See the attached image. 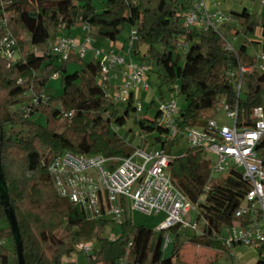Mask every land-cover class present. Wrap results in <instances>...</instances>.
I'll use <instances>...</instances> for the list:
<instances>
[{
  "label": "trees",
  "instance_id": "obj_1",
  "mask_svg": "<svg viewBox=\"0 0 264 264\" xmlns=\"http://www.w3.org/2000/svg\"><path fill=\"white\" fill-rule=\"evenodd\" d=\"M186 5L187 0H106L104 8L97 11L92 0H0V17L3 12L8 15L11 34L16 38L26 34L28 39L27 49L21 47L22 41L19 43L22 55L16 62L8 65L0 58V90L4 95L0 101V167L8 206L17 222L24 264H63L62 257L70 255L74 244L89 241L95 229L104 226L103 221L88 220L79 207L58 197L46 170L50 158L65 149L105 156H127L133 151L131 144L111 125L125 124L127 111H134L132 102L126 104V111L121 115L116 104L107 100L98 82V63L85 61L79 69L68 73L67 63L83 58L71 54L68 59L59 60L49 51H42L49 39L52 41L62 31L85 24L91 36L115 44L121 29L130 25L137 38L124 47L125 51L134 60L155 66L158 71L166 63L171 67V72L159 71L158 76L161 84L176 83L177 92L186 101V106L178 109L176 116L180 129L202 125L218 111L222 99L231 108L237 101V125H250L252 109L264 106L261 96L264 75L256 72L254 59L246 52L250 43L243 42L233 53L224 49L223 42L213 31L184 27ZM231 13L245 33L253 34L256 23L245 8ZM260 24L264 26V19ZM238 32L235 30V34ZM3 36L0 29V40ZM181 40L186 50L181 49ZM56 60L61 62L59 67L54 64ZM237 63L251 67L244 78L247 86L244 97L236 95L225 74L230 65ZM61 73V93L57 97L45 94L48 79L54 74L60 77ZM26 92L43 96V99L34 106L30 96L23 107L15 108L19 97ZM38 111L47 118L45 126L29 120ZM159 115L156 106L153 119H135L144 130L138 146L164 148L173 156L169 175L191 202H199L196 219L201 221L200 230L178 232L177 226L172 228L174 245L166 255V250L161 248L163 232L155 235L152 229L136 226L127 218L121 223L118 238L97 237L98 247H92V251L85 254V264H190L180 258L181 236L191 243L222 252L236 245L227 246L223 237L225 229L236 220L235 212L249 189L242 173L233 169L224 176L210 179L209 159L200 148L188 147L174 154L177 139L168 138L167 131L158 123ZM61 120L68 123L64 130L57 131L55 128ZM15 124L27 127L26 137H17L6 130ZM10 148L22 153V161L15 170L12 163L7 162ZM261 156L264 159V150ZM36 177L39 181L34 180ZM31 179L35 181L33 185H30ZM0 217L6 218L1 203ZM59 229L61 235L55 238ZM7 233L13 240L10 226ZM13 243L15 252L14 240ZM255 248L258 254L255 264H264V245ZM48 250H51L50 256ZM8 253L9 249L0 247L3 264H10Z\"/></svg>",
  "mask_w": 264,
  "mask_h": 264
},
{
  "label": "built area",
  "instance_id": "obj_2",
  "mask_svg": "<svg viewBox=\"0 0 264 264\" xmlns=\"http://www.w3.org/2000/svg\"><path fill=\"white\" fill-rule=\"evenodd\" d=\"M222 1L224 0H196L190 10L184 11L183 23L188 29L213 31L223 42L224 49L235 53L233 45L219 29L225 27L231 34L236 35L232 27V15L223 14L216 8ZM259 2L264 7V0ZM80 27L85 34L82 44H78L71 35H59L48 43V51L59 60H66L71 54L84 58L86 48L91 43V35L89 26L84 24ZM0 29L4 32L0 40V58L10 65L21 57L22 52L16 38L8 29V15L4 12L0 17ZM252 35L256 38L264 37V26H256ZM136 38V31L132 29L128 46ZM249 43L260 41L252 40ZM110 45L106 51L94 52V59L100 68L98 82L108 101L113 104H127L131 101L134 112L138 115L143 111V105L135 92L149 89L145 78L150 71V65L134 60L126 51L124 54L122 48L120 49L123 53L114 50L115 44ZM179 45L182 50H186L183 40ZM32 50L37 52L38 49L33 47ZM249 55L254 59L253 67L256 72L264 75V48L258 54ZM250 68L249 65L237 63L230 65L225 72L237 96ZM118 75L121 76V83L117 86L110 85L108 78ZM52 78H58V75L54 74ZM39 99H43V96L31 93L32 105H37ZM26 109L30 111V108ZM157 109L160 113L158 123L167 131L169 139L185 137L189 147L200 148L206 157L214 155L216 160L213 168H210V179L216 178L215 174L221 176L224 171L235 169L227 166V161L231 160L236 168H240L237 170L248 184L245 198L235 212L236 220L225 229L223 242L227 246L235 243L252 247L264 245V159L261 156V151L264 150V106L259 105L252 109L250 125H237V101L231 108L222 99L217 112L224 111L232 118L231 125L222 123L213 116L202 125L185 129L176 125L178 107L174 99L161 101ZM68 114L71 115V112ZM111 125L115 132L120 128L117 124ZM140 137L142 139L143 134ZM125 140L131 144L126 138ZM172 158L170 153L160 147L136 146L127 156L76 153L65 149L50 158L46 170L58 197L79 207L88 220H100L104 225L109 220L121 224L128 218L127 207L147 214L163 213L165 218L157 231L164 233L161 248L166 250L172 241L171 231L175 226L178 232H198L201 227L196 217L194 219L191 215L192 211L197 215L199 202H191L176 187L169 175ZM76 248L83 254L92 251L87 242L77 244ZM0 264H3L1 260Z\"/></svg>",
  "mask_w": 264,
  "mask_h": 264
},
{
  "label": "rangeland",
  "instance_id": "obj_3",
  "mask_svg": "<svg viewBox=\"0 0 264 264\" xmlns=\"http://www.w3.org/2000/svg\"><path fill=\"white\" fill-rule=\"evenodd\" d=\"M106 0H92L93 6L96 8L97 11H101L105 6ZM196 4V0H187V5L185 7V11L190 10L194 5ZM215 7H213L214 9ZM217 10L222 12L223 14H229L234 16L231 11H241L243 8L247 10V12L251 16V20L256 23V26H260L262 19H264V7L260 6L259 0H224L219 5L216 6ZM232 27L235 30H239L238 34L233 35L231 34V31L226 29L225 27H220V31L223 33V35L231 42L233 45V48L235 50H238L239 47L245 43H249V41L252 40H259L260 43H253L249 44L247 46V53L254 55L258 54L262 48H264V37L256 38L254 35L245 33L243 26L240 22H238L237 19L233 18L232 21ZM131 33V27L130 25H125L120 33L118 34V38L115 41L117 44V47L114 50L121 51L120 47L127 46L129 44L128 37ZM63 34H70L72 37L75 38L78 44H82L84 42V32L81 30V27L79 25H76L72 27L69 31L64 30L60 33V35ZM16 38V37H15ZM17 44L19 46V43L22 41L23 45L21 47H24L23 49H27L28 46V39L26 34L21 35L19 38H16ZM51 40L49 39L47 44L50 43ZM113 47L112 45H110ZM109 46V47H110ZM48 46H43L41 49L42 51L48 52ZM107 46V40L106 39H98L93 36H91V43L87 46L85 51V56L83 60H79L76 62H69L67 63L68 66V73H72L75 69H79L85 61H90L94 59V52L95 50H102L106 51L108 48ZM124 48V54H126ZM41 51V52H42ZM122 52V51H121ZM123 53V52H122ZM55 66L59 67L61 65V62L59 60L55 61ZM170 68V69H169ZM160 73H168L171 72V67L168 63H166L162 68L159 70ZM158 68L155 66H150V71L146 74L145 80L149 84V89L147 91H136L135 96L139 98V101L143 105V111L136 115V113L132 110L127 111V115L125 117V124L122 125L120 128H118L117 133L122 135L124 138H126L128 141L131 142V145L133 147H136L140 145L142 139L140 135H142L141 127L135 122L136 117H146L149 119H153L155 112H156V106L161 101H168L170 99H174L176 101L178 109L184 108L186 106V101L184 100L183 96L180 95L176 89H174L175 84L167 85V84H161V81L158 76ZM62 75L60 74V77L58 78H50L48 79L46 86H45V94L57 97L61 91H62ZM108 82L112 86H117L121 83V76L118 75L117 77H109ZM178 82V81H177ZM160 89V90H159ZM247 90V86L245 81L243 82L242 90L240 91V96L244 97L245 92ZM112 88V92H113ZM30 93L26 92L25 95H21L19 97V101L17 104H15V108H18L19 106H22L28 101L30 98ZM262 99H264V91H262ZM4 98L3 92L0 90V101ZM153 105L151 106L150 104ZM116 107L119 110V113L121 115H124L126 111V104L122 102H117ZM105 116H107L105 114ZM215 118L219 120L222 123H226L228 125L232 124V118L228 117L227 114L224 111L216 112L214 114ZM30 121L39 123L41 125L47 124V118L44 113L41 111L34 112L30 117ZM68 120H61L59 121V126L55 129L57 131H62L66 127V123ZM9 133L12 135H15L17 137H26L27 135V127H21L19 124H15L13 127L6 129ZM129 130V131H128ZM189 147L186 138L180 137L177 140V146L174 149L173 153L178 154L180 152L185 151ZM7 162L12 163L13 170L18 168L20 165V162L22 161L21 156L22 153L20 150L16 148H10L7 154ZM209 159V167L212 169L213 164L216 160L214 155L208 156ZM228 167H234L236 170L240 168H236V165L233 163V161L229 160L227 161ZM227 172L221 173V176L226 175ZM29 175V174H28ZM214 177H218L216 174ZM35 181H39V178L36 177L34 179ZM34 180H30V185H33L35 182ZM25 205V203H24ZM127 214L128 219H130L133 224L136 226H145L147 228H150L153 230L155 235L158 233L157 227L159 224L164 220L165 216L163 213L159 214H147L144 212H141L139 210H130L127 207ZM192 217L195 219L196 214L194 211L191 213ZM201 226V221H200ZM9 229V224L5 217H0V231L2 232V236L0 237L1 245L0 247L4 249H9L8 253V261L10 264H16L17 258L15 256L14 252V243L11 238V236L8 235L7 231ZM61 230H57L55 232V238H58L61 235ZM224 234H226V231H224ZM121 235V224L117 223L115 221L109 220L103 227H97L94 231V234L92 238L89 241H83L89 243V245L93 248L98 247V240L97 237L106 238V239H115L118 238ZM82 242V241H81ZM174 242L171 241L168 244V247L166 249L165 254H170L171 249L173 248ZM77 244L73 245V249L70 252L69 256L62 257V263L63 264H85L84 256L85 254L80 253L77 251L76 248ZM52 250V248H51ZM51 250H48V255H51ZM179 253L180 258L182 260L188 261L190 264H230L231 259L225 253L221 257L216 256V249L214 248H208L204 246H198L197 244L189 242V240L185 236H181L180 239V247H179Z\"/></svg>",
  "mask_w": 264,
  "mask_h": 264
},
{
  "label": "water",
  "instance_id": "obj_4",
  "mask_svg": "<svg viewBox=\"0 0 264 264\" xmlns=\"http://www.w3.org/2000/svg\"><path fill=\"white\" fill-rule=\"evenodd\" d=\"M0 203L3 205V209L6 215V219L11 228L13 240L15 242V252L18 264H24L23 255H22V245L20 242V236L17 228V222L12 209L8 206V196L6 190V183L3 178V174L0 167Z\"/></svg>",
  "mask_w": 264,
  "mask_h": 264
},
{
  "label": "crops",
  "instance_id": "obj_5",
  "mask_svg": "<svg viewBox=\"0 0 264 264\" xmlns=\"http://www.w3.org/2000/svg\"><path fill=\"white\" fill-rule=\"evenodd\" d=\"M223 2V1H222ZM111 43L107 40V46L109 47ZM115 47L117 44L115 43ZM124 50V46L121 47ZM123 52V51H122ZM200 246V245H198ZM216 256L221 257L225 253L230 257V264H255L258 258V254L255 247L252 246H244L240 244L234 245L228 252H222L220 250H216Z\"/></svg>",
  "mask_w": 264,
  "mask_h": 264
}]
</instances>
